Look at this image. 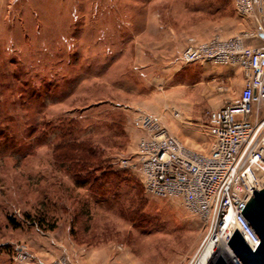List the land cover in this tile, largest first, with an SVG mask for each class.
<instances>
[{
  "label": "rangeland",
  "instance_id": "374dc122",
  "mask_svg": "<svg viewBox=\"0 0 264 264\" xmlns=\"http://www.w3.org/2000/svg\"><path fill=\"white\" fill-rule=\"evenodd\" d=\"M148 5L168 8L149 11ZM153 16L176 27L212 20L220 29L226 17H238L232 0H0V264H64L63 257L76 264L72 241L110 246L112 257L126 259L122 264H192L195 259L210 264L224 249L223 241L213 240L215 232L209 236L214 227L181 199L143 191L149 222L134 220L130 202L124 201L125 213L107 207L87 186H77L52 155L57 131L49 134L48 128L72 116L84 134L93 133L106 148L115 169L141 184L138 172L120 160L133 155L143 132L136 116L146 110L135 105L156 110L154 98L170 95L169 86L163 91L156 81L166 74L163 60L155 65L141 60L148 55L147 25ZM238 91L235 82L226 91L228 101ZM181 106L164 108L169 128L181 120L175 114L179 107L185 112ZM211 109L195 121L201 130ZM260 112L264 115V106ZM179 137L190 146L188 138ZM129 186L126 196L134 191ZM45 200L48 218L58 221L54 230L25 220V213L39 217ZM93 233L99 235L94 243L77 242Z\"/></svg>",
  "mask_w": 264,
  "mask_h": 264
},
{
  "label": "built area",
  "instance_id": "2783aa9c",
  "mask_svg": "<svg viewBox=\"0 0 264 264\" xmlns=\"http://www.w3.org/2000/svg\"><path fill=\"white\" fill-rule=\"evenodd\" d=\"M232 4L239 16L254 23L253 29L227 37L216 34L208 40L189 37L180 55L182 63L208 61L238 66L244 73L239 95L209 113L208 150L187 145L160 117L140 111L136 123L143 134L133 155L120 162L138 172L149 196L181 199L214 231L231 216L224 229L226 240L238 228L255 249L260 237L241 211L254 189L264 187V115L260 112L264 106V0H232ZM247 39L261 40V44H248ZM231 258L233 264H242L232 252ZM59 262L68 264L66 257Z\"/></svg>",
  "mask_w": 264,
  "mask_h": 264
},
{
  "label": "crops",
  "instance_id": "0c3cea01",
  "mask_svg": "<svg viewBox=\"0 0 264 264\" xmlns=\"http://www.w3.org/2000/svg\"><path fill=\"white\" fill-rule=\"evenodd\" d=\"M167 8L162 6L158 9L154 5L147 6L149 11L154 9L155 11H164ZM237 16L226 17L221 23L223 26L222 29L219 28L220 23H215L212 20L200 21L188 27L168 26L163 24L158 17L156 18L154 16L149 19L147 25L148 38L146 40V46L148 55L144 58L142 54L141 60H148L146 63L148 65H155L157 61L163 60V69L166 71V74L156 81H158V87L163 89V91H165L164 87L168 85L169 88L166 90L170 95L162 96L158 100L156 99L157 96L154 98L156 106L158 107L156 110L149 104L143 105L142 102H138L136 105L134 103L133 105L158 115L161 117L163 124L167 126L163 121L164 108H177L181 104V107L185 110L183 112L179 107L178 116L180 114L182 115L181 120L177 121L176 125L174 124L170 128L167 127L172 134L178 137L188 138L187 141L190 143V146L196 149L199 148L198 150H208L209 137H206L205 134L209 123L210 111L235 99L244 86L245 78L243 71L238 66L217 65L208 61L182 63L180 61V55L187 46L188 38L191 36L198 40H208L219 32H221V36L227 37L254 28L255 25L250 19L241 17L238 14ZM247 43L251 45L261 44V40L247 39ZM235 82L237 83L239 91L235 97H232L228 101L231 96L226 91ZM179 88L185 90L182 92ZM191 93L194 95L193 98ZM207 108L212 109L209 111L207 119L204 122V129L201 130V124L199 126V123H195V121L201 118L202 111ZM198 112L200 115H197ZM142 134L143 132H141L140 136ZM195 136H198L197 138L202 136L201 139L205 140V143L203 140L202 142L199 140L196 141ZM70 247L72 252H76V255L73 253L77 262L76 264H122L126 260L122 254L116 258L112 257L114 252L112 248L109 249L110 246L77 245L72 241ZM117 249L122 251V245H117Z\"/></svg>",
  "mask_w": 264,
  "mask_h": 264
},
{
  "label": "trees",
  "instance_id": "16d2710c",
  "mask_svg": "<svg viewBox=\"0 0 264 264\" xmlns=\"http://www.w3.org/2000/svg\"><path fill=\"white\" fill-rule=\"evenodd\" d=\"M119 130L123 134L124 128L119 127ZM55 131L57 132L55 134L56 141L52 146L53 158L61 170L70 174L77 186H87L89 192L97 196L98 200L104 202L107 207L118 206L117 209L120 213H125L127 203L124 201H128L130 202L129 208L134 210L132 211V214H135L134 220L149 222L143 212L146 203L143 195V191H145L143 183L135 184L126 170L115 169L110 163L106 148L95 139L93 133L84 134L79 121L72 116L60 119L50 125L48 133L51 134ZM130 184L134 191L126 196L125 190L130 187ZM48 202L47 200L42 202L45 209H41L39 217L25 213V220L38 224L46 230L56 229L57 219L48 218ZM9 221L15 228L20 226V223L11 216ZM71 232L72 235H75L72 228ZM98 236V233H93L88 235L90 237L88 241H76L92 244L96 239H99Z\"/></svg>",
  "mask_w": 264,
  "mask_h": 264
},
{
  "label": "water",
  "instance_id": "95a60500",
  "mask_svg": "<svg viewBox=\"0 0 264 264\" xmlns=\"http://www.w3.org/2000/svg\"><path fill=\"white\" fill-rule=\"evenodd\" d=\"M241 212L260 237V242L253 249L236 228L229 237L227 245L242 264H264V187L259 190L254 189ZM211 264H233V261L231 255L220 253Z\"/></svg>",
  "mask_w": 264,
  "mask_h": 264
},
{
  "label": "bare ground",
  "instance_id": "6f19581e",
  "mask_svg": "<svg viewBox=\"0 0 264 264\" xmlns=\"http://www.w3.org/2000/svg\"><path fill=\"white\" fill-rule=\"evenodd\" d=\"M230 221H231V216L230 217H228V219H227V221H226V223H225V225L224 226H222L220 229H219V231H213V232H211L210 234H209V236L211 235V234H213L214 232V236H212V238H213V240L214 241H223L224 242V244H225V246H224V249H221L220 251H218L216 254H215V257H214V259L216 258V256H218V254H220V253H224L225 255H227V256H230L231 255V250L229 249V247H228V245H227V240H226V234H225V232H224V229L225 228H227L228 226H229V223H230ZM208 236V237H209ZM208 237H207V239H208ZM207 239H206V241H207ZM205 241V242H206ZM205 244V243H204ZM203 244V245H204ZM203 247V246H202ZM202 249V248H201ZM196 264V263H195ZM211 264V263H210Z\"/></svg>",
  "mask_w": 264,
  "mask_h": 264
}]
</instances>
